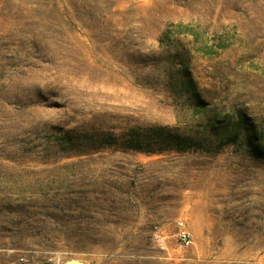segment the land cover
<instances>
[{
  "label": "rangeland",
  "instance_id": "obj_1",
  "mask_svg": "<svg viewBox=\"0 0 264 264\" xmlns=\"http://www.w3.org/2000/svg\"><path fill=\"white\" fill-rule=\"evenodd\" d=\"M248 131L264 0H0V264H264Z\"/></svg>",
  "mask_w": 264,
  "mask_h": 264
},
{
  "label": "trees",
  "instance_id": "obj_2",
  "mask_svg": "<svg viewBox=\"0 0 264 264\" xmlns=\"http://www.w3.org/2000/svg\"><path fill=\"white\" fill-rule=\"evenodd\" d=\"M247 141H248V145H250L252 152L255 154H262V152H264V146L259 145L258 143V135L257 133H252V132H247ZM132 148L135 149H141L142 147H140L137 144L131 145Z\"/></svg>",
  "mask_w": 264,
  "mask_h": 264
},
{
  "label": "built area",
  "instance_id": "obj_3",
  "mask_svg": "<svg viewBox=\"0 0 264 264\" xmlns=\"http://www.w3.org/2000/svg\"><path fill=\"white\" fill-rule=\"evenodd\" d=\"M176 229H177V237L181 244H189L191 241V235L186 230L184 222L182 220H178L176 223Z\"/></svg>",
  "mask_w": 264,
  "mask_h": 264
},
{
  "label": "water",
  "instance_id": "obj_4",
  "mask_svg": "<svg viewBox=\"0 0 264 264\" xmlns=\"http://www.w3.org/2000/svg\"><path fill=\"white\" fill-rule=\"evenodd\" d=\"M60 264H85V263H83L82 261H79V260H77L75 258H70V259H67L64 262L60 263Z\"/></svg>",
  "mask_w": 264,
  "mask_h": 264
}]
</instances>
